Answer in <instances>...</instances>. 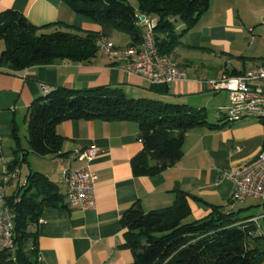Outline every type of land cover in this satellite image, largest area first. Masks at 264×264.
<instances>
[{
  "label": "crops",
  "instance_id": "1",
  "mask_svg": "<svg viewBox=\"0 0 264 264\" xmlns=\"http://www.w3.org/2000/svg\"><path fill=\"white\" fill-rule=\"evenodd\" d=\"M251 4V0H209L205 12L187 32L182 33L185 25L177 21L176 31L181 35L169 57L185 71L186 78L166 84L165 94L152 93L143 78L126 72L121 63L109 59L100 49L85 62L58 61L16 71L0 67V166L17 158L20 172L30 155L32 159L49 157L55 162L54 169L47 172L28 163L27 173L32 170L45 174L65 195L61 171L83 165L72 159L71 153L88 147L98 150L88 167L96 175L94 206L82 209L70 204L66 197L63 205L44 206L35 226L33 264H132L134 255L124 244L125 229L120 219L138 204L145 211L160 209L172 206L183 193L193 219L207 216L210 205L221 206L224 211L232 209L229 202L233 183L223 174L258 155L264 147V122L254 118L229 122L220 115L218 107L209 110L216 106L215 98L223 91H213L210 82L223 74L237 75L255 66L237 69L224 65V69H219L217 63L200 59L199 54H214L222 46L227 50L239 23H246ZM132 6L136 8L137 4ZM5 9L18 11L38 27L69 25L98 32L118 47L132 44L127 33L74 12L64 0H0V12ZM150 17L156 21L155 16ZM140 27L144 32L145 25L140 23ZM3 48L0 41V52ZM43 85L74 90L116 87L130 98L153 95L147 98L203 109L206 122L185 132L177 162L154 175L133 173L132 160L141 153L142 143L137 124L130 121L64 120L56 125V131L63 138L61 153L65 155L39 156L30 149L27 120L29 107L43 96ZM208 111L215 112L211 120ZM255 206L256 201H248L240 208ZM243 211L240 215H250ZM253 212L256 213L252 216L259 215L260 208Z\"/></svg>",
  "mask_w": 264,
  "mask_h": 264
},
{
  "label": "trees",
  "instance_id": "2",
  "mask_svg": "<svg viewBox=\"0 0 264 264\" xmlns=\"http://www.w3.org/2000/svg\"><path fill=\"white\" fill-rule=\"evenodd\" d=\"M64 1L97 24L127 33L132 44L141 43L144 33L137 13L155 16V44L159 53L169 56L181 35L176 31L177 21L185 25L182 33L187 32L205 12L209 0H136V8L126 0ZM100 37L98 32L69 25L38 27L18 11L5 9L0 12V41L4 43L0 67L16 71L58 61H89L99 51L96 40ZM149 90L167 92L166 84H150ZM205 118L203 109L147 97L130 98L116 87H54L29 107L28 143L39 156H64L63 138L56 131V125L64 120L134 122L140 130L142 149L132 160L133 173L154 175L177 162L185 132L204 124ZM19 163L17 158L12 160L8 169L17 168ZM24 178L26 185L6 197L14 213L13 247L0 253V263H35V226L42 208L63 205L66 197L41 172L30 170ZM229 203L237 202L231 197ZM243 210L224 211L221 206L210 205L207 216L188 220L189 206L183 193L172 206L160 209L145 211L138 204L120 219L125 229L124 244L133 252L132 264H261L264 236L249 221L252 215H240Z\"/></svg>",
  "mask_w": 264,
  "mask_h": 264
},
{
  "label": "built area",
  "instance_id": "3",
  "mask_svg": "<svg viewBox=\"0 0 264 264\" xmlns=\"http://www.w3.org/2000/svg\"><path fill=\"white\" fill-rule=\"evenodd\" d=\"M139 23L145 25L142 41L139 46L129 44L118 47L103 37L96 40L97 47L111 60L121 63L122 68L143 78L150 84H168L186 78L185 71L171 57L159 53L155 44L154 28L156 21L145 14L137 13ZM264 25V20H262ZM213 91H226L227 105L220 111L229 122H237L245 118H254L264 122V65L247 69L240 74H223L211 80ZM43 96L48 95L54 86L43 85ZM98 150L95 147L75 149L71 158L83 163L78 168H66L61 171L65 183V195L68 202L80 208H91L95 203L96 175L88 167L94 160ZM224 177L233 183L232 200L241 202L254 199L261 210L259 215L249 221L264 236V147L258 155L234 170L224 172ZM18 168L8 169L3 162L0 169V253L13 247L14 213L6 201L11 193L6 188L16 191L26 185V179L20 177Z\"/></svg>",
  "mask_w": 264,
  "mask_h": 264
},
{
  "label": "rangeland",
  "instance_id": "4",
  "mask_svg": "<svg viewBox=\"0 0 264 264\" xmlns=\"http://www.w3.org/2000/svg\"><path fill=\"white\" fill-rule=\"evenodd\" d=\"M126 1L131 5L137 4L136 0ZM251 3L250 9L246 12V23H239V27L234 32L235 37L229 44V48L226 50L222 46V48H218L219 50H216V53L214 54L203 52L199 54L200 59L209 58L219 65V69H224V65L227 68L235 67L237 69L264 65V25H262V20H264V0H251ZM141 24L143 23L141 22ZM221 49H224L226 52L223 53ZM220 94L221 95L216 96L215 98V102H217L215 104L216 106L210 108L209 110H214L217 107L222 110L227 105V98L225 99V96L227 97L226 91H221ZM214 111H208L209 120H211V117L214 115ZM23 142L24 145L27 144L25 141ZM32 156L33 155H30L28 157V163L29 165L33 164L34 168L38 167L39 169L47 172L51 169H54L55 162L51 158L45 156H35L32 159ZM28 163L23 162L20 167V172L22 171V175L20 176L21 178L27 173ZM6 192L10 193L11 188H6ZM248 201L255 202L254 199L248 198L242 202L233 203L232 209L238 211L240 207L245 206ZM257 207H250L244 210L243 213L249 211L248 213L252 215L253 213H256L253 212V210H255ZM189 219L193 218L189 217L188 220Z\"/></svg>",
  "mask_w": 264,
  "mask_h": 264
}]
</instances>
